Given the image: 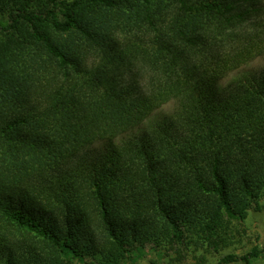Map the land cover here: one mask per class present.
Instances as JSON below:
<instances>
[{"label":"trees","instance_id":"obj_1","mask_svg":"<svg viewBox=\"0 0 264 264\" xmlns=\"http://www.w3.org/2000/svg\"><path fill=\"white\" fill-rule=\"evenodd\" d=\"M260 57L264 0H0V264L229 246L264 197V69L222 82Z\"/></svg>","mask_w":264,"mask_h":264},{"label":"rangeland","instance_id":"obj_2","mask_svg":"<svg viewBox=\"0 0 264 264\" xmlns=\"http://www.w3.org/2000/svg\"><path fill=\"white\" fill-rule=\"evenodd\" d=\"M264 69V57H260L241 69L231 74L222 82L223 87H227L234 79L246 75L259 73ZM171 106L163 109L169 112ZM234 237L229 246L214 252L212 249L195 250L192 246L189 250L165 249L164 251H153L148 246L142 255L137 254L135 264H218L219 261L228 254H245L254 246L264 247V197H261L258 205L253 204L247 210L243 222L233 221ZM254 264H264V260L256 261Z\"/></svg>","mask_w":264,"mask_h":264}]
</instances>
